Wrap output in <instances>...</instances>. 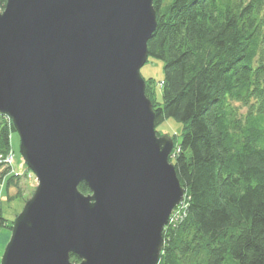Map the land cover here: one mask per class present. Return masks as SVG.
Instances as JSON below:
<instances>
[{
  "label": "water",
  "instance_id": "water-1",
  "mask_svg": "<svg viewBox=\"0 0 264 264\" xmlns=\"http://www.w3.org/2000/svg\"><path fill=\"white\" fill-rule=\"evenodd\" d=\"M157 23L154 0L0 9V114L37 180L0 264H158L185 189L141 74Z\"/></svg>",
  "mask_w": 264,
  "mask_h": 264
},
{
  "label": "trees",
  "instance_id": "trees-1",
  "mask_svg": "<svg viewBox=\"0 0 264 264\" xmlns=\"http://www.w3.org/2000/svg\"><path fill=\"white\" fill-rule=\"evenodd\" d=\"M154 7L149 58L164 63V77L144 78L146 94L156 127L169 118L183 124L170 161L185 189L158 264H264V0H154ZM13 132L0 114V202L4 188L8 198L12 189L22 195V177L34 178L26 165L18 173L4 162L14 154ZM79 190L90 193L84 183ZM13 224L0 207V229Z\"/></svg>",
  "mask_w": 264,
  "mask_h": 264
},
{
  "label": "rangeland",
  "instance_id": "rangeland-1",
  "mask_svg": "<svg viewBox=\"0 0 264 264\" xmlns=\"http://www.w3.org/2000/svg\"><path fill=\"white\" fill-rule=\"evenodd\" d=\"M141 74L144 78H153L155 82H159L164 77V63L161 60L155 58H149L148 62L141 68ZM157 90L159 93L160 86L157 85ZM160 96V94H159ZM157 132L160 135H167L174 137L176 143L181 140V134L183 130V124L179 121H176L173 118L166 119L164 122L159 124L157 127ZM12 147L14 150V154L8 160V164L13 168V170L18 171V173H26V164L22 158L20 152V137L17 132L12 133ZM174 153V150L172 154ZM26 165V166H25ZM32 172V171H31ZM34 174V173H33ZM31 173L25 177H22L21 188H22V195H16L17 189H12V198H8V193L6 188L3 189L2 198L0 202V207L3 212V216L8 220H14L16 217L21 213L23 210L25 203L29 200L37 187V180L36 176L32 179L30 177ZM174 213V210L172 214ZM17 215V216H16ZM12 233V229L9 230L7 227H3L0 229V261L4 249L7 243L10 240Z\"/></svg>",
  "mask_w": 264,
  "mask_h": 264
},
{
  "label": "built area",
  "instance_id": "built-area-1",
  "mask_svg": "<svg viewBox=\"0 0 264 264\" xmlns=\"http://www.w3.org/2000/svg\"><path fill=\"white\" fill-rule=\"evenodd\" d=\"M8 118H10L9 116H8ZM11 119V118H10ZM12 157V154L4 161L7 165H9L8 163V160H9V158H11ZM33 176H35V175H33Z\"/></svg>",
  "mask_w": 264,
  "mask_h": 264
}]
</instances>
